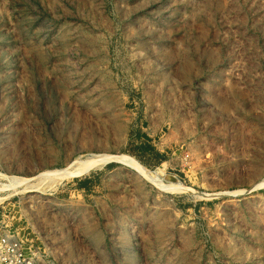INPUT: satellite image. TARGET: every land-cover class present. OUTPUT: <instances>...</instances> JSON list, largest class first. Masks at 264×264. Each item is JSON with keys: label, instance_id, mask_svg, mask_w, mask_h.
Here are the masks:
<instances>
[{"label": "rangeland", "instance_id": "374dc122", "mask_svg": "<svg viewBox=\"0 0 264 264\" xmlns=\"http://www.w3.org/2000/svg\"><path fill=\"white\" fill-rule=\"evenodd\" d=\"M7 232L31 264H264V0H0Z\"/></svg>", "mask_w": 264, "mask_h": 264}, {"label": "built area", "instance_id": "2783aa9c", "mask_svg": "<svg viewBox=\"0 0 264 264\" xmlns=\"http://www.w3.org/2000/svg\"><path fill=\"white\" fill-rule=\"evenodd\" d=\"M0 264H31L22 242L9 232L0 236Z\"/></svg>", "mask_w": 264, "mask_h": 264}, {"label": "bare ground", "instance_id": "6f19581e", "mask_svg": "<svg viewBox=\"0 0 264 264\" xmlns=\"http://www.w3.org/2000/svg\"><path fill=\"white\" fill-rule=\"evenodd\" d=\"M105 157V156H104ZM100 158V157H99ZM118 158H119V156H118ZM117 158V159H118ZM114 159V158H113ZM107 160H110V158L109 159H107V157H106V161ZM104 160H99V161H97V160H95V159H92L91 158V160H89V161H86V162H78V164H76V165H73V166H71V167H69V168H67V169H64V170H56V171H53V172H48V173H45V174H43L42 175V177H40V178H43L44 180H47V182H50V181H53V183H55L57 180H59V179H62V178H64V177H66V176H74V175H79V174H82V173H84V172H87L88 170H90V169H93V168H95V167H97V166H99V165H101L102 163H104L103 162ZM117 161V160H116ZM129 161V160H128ZM100 162V163H99ZM123 162V161H122ZM124 162H126L125 161V159H124ZM77 163V162H76ZM75 164V163H74ZM135 164V163H134ZM103 165V164H102ZM137 169V168H136ZM43 181V180H42ZM52 183V184H53ZM157 184V183H156ZM158 185V184H157ZM161 187H163V186H161ZM165 188V187H164Z\"/></svg>", "mask_w": 264, "mask_h": 264}, {"label": "water", "instance_id": "95a60500", "mask_svg": "<svg viewBox=\"0 0 264 264\" xmlns=\"http://www.w3.org/2000/svg\"><path fill=\"white\" fill-rule=\"evenodd\" d=\"M112 162H117V163H118L119 161H116V160H112V159H111V160H107V161H105L104 164H108V163H112Z\"/></svg>", "mask_w": 264, "mask_h": 264}]
</instances>
